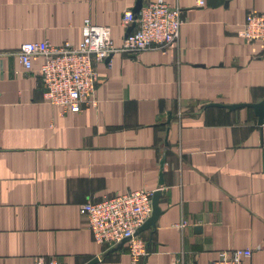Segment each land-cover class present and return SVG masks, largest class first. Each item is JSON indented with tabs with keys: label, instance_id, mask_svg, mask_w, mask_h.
I'll return each mask as SVG.
<instances>
[{
	"label": "crops",
	"instance_id": "0c3cea01",
	"mask_svg": "<svg viewBox=\"0 0 264 264\" xmlns=\"http://www.w3.org/2000/svg\"><path fill=\"white\" fill-rule=\"evenodd\" d=\"M137 2L0 0V264H211L234 248L264 264V122L249 105L264 99V41L240 34L264 0H167L182 9L174 47L98 63L97 106L79 112L43 99L40 58L19 62L24 42L78 44L87 21L120 46ZM140 188L161 191V212L134 262L79 209Z\"/></svg>",
	"mask_w": 264,
	"mask_h": 264
},
{
	"label": "built area",
	"instance_id": "2783aa9c",
	"mask_svg": "<svg viewBox=\"0 0 264 264\" xmlns=\"http://www.w3.org/2000/svg\"><path fill=\"white\" fill-rule=\"evenodd\" d=\"M195 2L205 4V0ZM122 23L131 29L120 46L115 45L107 26L87 21L78 44L28 41L21 44L16 55L26 70L32 68L34 59L42 60L38 75L43 99L59 106L61 114L96 107L97 64L116 52L137 55L148 49H171L180 36L182 9L167 0H149L137 12L124 10ZM240 34L247 42L264 41V12H248ZM153 192L140 188L80 204L93 239L109 248L125 242L134 262L146 257L149 250L138 230L152 214ZM251 255L250 248L222 249L211 264H247ZM35 264L56 263L39 258Z\"/></svg>",
	"mask_w": 264,
	"mask_h": 264
},
{
	"label": "water",
	"instance_id": "95a60500",
	"mask_svg": "<svg viewBox=\"0 0 264 264\" xmlns=\"http://www.w3.org/2000/svg\"><path fill=\"white\" fill-rule=\"evenodd\" d=\"M141 6H142V2H141V0H138V2L133 7V10L135 12H137L141 8ZM130 29H131V27L128 28L127 32H129ZM216 105H221V104L216 103ZM239 105L240 104H233V105H227V107L233 108V107H237ZM249 105H252L255 108V111L258 115V122H259V124H262L264 122V99L258 103L249 104ZM160 194H161L160 190H156L153 192V196H152L153 211H152V214L147 219V221L139 228L138 232L155 226L157 218L161 212V209H160L159 204H158V199H159ZM97 260H98V258H94L89 264L96 262Z\"/></svg>",
	"mask_w": 264,
	"mask_h": 264
}]
</instances>
